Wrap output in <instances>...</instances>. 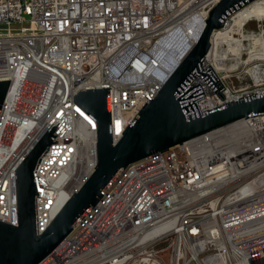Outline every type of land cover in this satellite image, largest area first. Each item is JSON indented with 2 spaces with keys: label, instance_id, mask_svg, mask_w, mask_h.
Masks as SVG:
<instances>
[{
  "label": "built area",
  "instance_id": "obj_1",
  "mask_svg": "<svg viewBox=\"0 0 264 264\" xmlns=\"http://www.w3.org/2000/svg\"><path fill=\"white\" fill-rule=\"evenodd\" d=\"M220 1L0 0V81L10 80L0 110V219L18 226L16 169L59 123L58 143L33 172L42 234L98 164L97 123L74 96L110 87L116 143L164 84V44L189 25L203 31ZM256 3L264 6L254 0L238 8L213 33L202 67L211 65L225 98L195 74L191 85L205 93L201 112L264 91V18L250 17L216 53L223 42L215 33ZM252 22L257 30L245 32ZM263 256L264 114H258L128 165L39 264H250Z\"/></svg>",
  "mask_w": 264,
  "mask_h": 264
},
{
  "label": "water",
  "instance_id": "obj_2",
  "mask_svg": "<svg viewBox=\"0 0 264 264\" xmlns=\"http://www.w3.org/2000/svg\"><path fill=\"white\" fill-rule=\"evenodd\" d=\"M254 0H221L209 12L204 30L187 54L165 77L157 95L149 100L114 143L112 135L110 87L78 92L74 101L91 115L98 128V164L94 172L75 191L42 234L38 233L37 187L34 178L42 156L57 136L52 124L16 169L18 226L0 219V264H39L67 237L93 209L105 192L131 163L154 153L224 127L238 120L264 114V91L232 100L201 112L198 100L205 97L200 75L224 99V85L211 65L202 60L211 48V38L232 12ZM10 80L0 81V110ZM250 264H264V256L250 258ZM196 264V263H194Z\"/></svg>",
  "mask_w": 264,
  "mask_h": 264
},
{
  "label": "bare ground",
  "instance_id": "obj_3",
  "mask_svg": "<svg viewBox=\"0 0 264 264\" xmlns=\"http://www.w3.org/2000/svg\"><path fill=\"white\" fill-rule=\"evenodd\" d=\"M252 16H255V18L259 20L263 19L264 6L258 4L253 5L252 7H245L239 10L236 14L233 15V24L231 25V27L226 31H217L215 33V36L218 35L221 37H225L226 35H229V37L232 39V34L236 33L238 29L240 30V28L245 25L247 20ZM201 31V28L197 27L196 24L189 25L180 33L179 36L169 39L164 44L163 55L161 60L162 68L160 70L162 78L167 77L174 69V67L180 62V60L187 54L189 49L196 43V40L198 39ZM233 47L234 46L230 48ZM213 52L214 48L212 49V53ZM240 63L241 61H239V64ZM17 150L18 144H15L8 150V154L13 156L17 152Z\"/></svg>",
  "mask_w": 264,
  "mask_h": 264
},
{
  "label": "rangeland",
  "instance_id": "obj_4",
  "mask_svg": "<svg viewBox=\"0 0 264 264\" xmlns=\"http://www.w3.org/2000/svg\"><path fill=\"white\" fill-rule=\"evenodd\" d=\"M231 24L232 23H230L228 26H227V28L225 29V31L226 30H228L230 27H231ZM24 25H27V23H12L11 24V28H13V29H20L22 26H24ZM253 30H257V25H256V23H254V22H252V23H250V24H248L247 25V27H245V32L246 31H253ZM231 38L229 37V35H226L225 37H222V44H219L218 43V45H217V48H216V53L217 54H219V52L221 51H224L227 47H228V43H230L231 41ZM228 42V43H227ZM218 49V50H217ZM246 56V55H245ZM162 248L164 249V255H165V257L167 258V257H169L170 256V254H171V252H170V250L167 248V246H162ZM168 253V254H167Z\"/></svg>",
  "mask_w": 264,
  "mask_h": 264
}]
</instances>
